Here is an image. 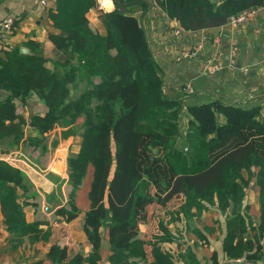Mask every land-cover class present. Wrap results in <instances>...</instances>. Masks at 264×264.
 I'll use <instances>...</instances> for the list:
<instances>
[{
  "label": "trees",
  "instance_id": "obj_1",
  "mask_svg": "<svg viewBox=\"0 0 264 264\" xmlns=\"http://www.w3.org/2000/svg\"><path fill=\"white\" fill-rule=\"evenodd\" d=\"M154 2L184 32L219 28L230 16L264 7V0ZM113 3L111 12L99 16L107 32L102 36L90 28L87 17L97 8V0H56L48 15L60 31L49 35L55 49L53 60L37 51L38 44H28L31 54H23L20 48L0 41V143L43 148L45 136L56 124L71 127L83 118L80 151L68 158V176L73 200L91 172L83 225L91 252L86 256L82 245L74 250L57 242L47 259L52 264H101L100 229L104 227L111 251L109 264H146L140 226L147 220L148 207L161 203L167 211L150 241L154 258L150 264H177L170 252L161 249L162 244L174 241L171 224L182 218L197 220L209 206L227 214L232 205L224 254L231 261L264 264L258 240L264 234L262 105L186 103L191 94L184 89L169 97L147 33L133 13L135 6L147 9L149 0ZM124 4L128 5L121 9ZM17 25L14 21L11 33ZM83 82L87 88L73 98L72 91ZM31 94L46 113L32 117L27 125L16 101L27 104ZM182 118L187 119L184 136L180 134ZM26 126L40 136H28ZM180 137L191 149L189 154L177 149ZM253 179L260 188L262 215L259 235L245 239L250 223L242 207ZM17 187L30 188L24 172L0 160V205L9 242L13 247L48 243L51 230L26 221ZM174 201L178 205L169 206ZM56 213L70 223L79 210L70 201ZM188 256L196 262L191 251Z\"/></svg>",
  "mask_w": 264,
  "mask_h": 264
},
{
  "label": "crops",
  "instance_id": "obj_2",
  "mask_svg": "<svg viewBox=\"0 0 264 264\" xmlns=\"http://www.w3.org/2000/svg\"><path fill=\"white\" fill-rule=\"evenodd\" d=\"M41 1L0 0V23L8 18L18 21L15 32L5 34L1 44L20 48V50L22 48L30 50L28 44L35 43L39 46L38 52L49 60H53L55 49L49 41V35H58L60 31L53 27L48 15L49 10L55 8L56 0H47L46 6H42ZM97 1V8L91 10L87 17L90 28L94 32L106 36V28L99 20V16L102 12H111L115 6L113 0ZM212 1L218 4L222 2V0ZM131 5H136V3ZM133 13L143 25L148 40L149 35L155 36L157 43L162 44L164 56L161 60H157L154 51H152L161 68L164 91L169 97L178 96L187 85H191L193 93L190 98L185 100L186 103L204 104L216 101L225 105L259 104L263 107L262 119L264 120V7L257 9L256 15L244 25L231 27L226 24L219 28L198 32H184L179 23L170 20L154 0H149V7L145 10L140 6H135ZM177 31L180 33L177 34ZM200 45L202 49L196 58L182 56L184 52L195 51ZM233 48L236 49V56H234L236 69L226 68L212 75H204V68L209 58L217 55L227 64L232 60ZM166 51L175 54V58L169 63ZM48 65L53 68L52 63ZM240 68H246L248 71L244 72ZM94 82H98V80H94ZM84 85L85 87H83ZM80 87L86 89L87 85L83 82L78 88L80 89ZM31 100L39 103L34 94L30 95L27 104L16 101L18 114L25 119L27 125L33 116L31 118L24 117L19 106L27 108ZM39 104L42 109L35 116H42L46 113L44 106ZM220 121H224L223 117L220 118ZM69 127L70 125L65 124L48 133L52 140L55 139L48 146L45 144V149L25 146L17 147V149H0V160L24 172L30 185L28 191L16 188L17 200L23 206L26 221L30 224L39 223L40 228L44 231L51 230L48 243L39 242L34 245L25 243L13 247L8 240L9 235L0 205V264H34L41 260H44L45 264H52L46 256L52 245L57 242L74 250L82 245L84 255L90 254L92 247L88 243L83 225L85 213L89 209L88 192L91 185V172L84 184L76 191L75 198L70 199L72 187L69 184L68 158L79 153L82 138L79 133H76L75 137L73 134L68 135ZM25 133L28 136H40L29 126H26ZM73 139L76 149H67ZM54 141L56 143L51 145ZM57 160L63 163L62 173L54 170ZM70 201L78 208L79 215L72 222L66 223L56 212L69 205ZM171 205L176 207L178 201L169 204V206ZM233 208V206L230 207L227 214H223L216 207L209 206L197 220L185 222V219L182 218L181 222L177 221L171 224L169 230L174 236V241L162 244V251L170 252L177 264H215L216 262L218 264H261L245 259L231 261L224 254L223 245L227 233V220L228 215L232 214ZM166 211L161 203L150 205L147 220L140 226V238L145 242L146 264H150L154 260L150 241L158 231L159 221ZM242 214L246 217L248 224L250 223L245 239L258 236L262 212L260 188L254 179L246 190ZM195 230L201 234L198 236ZM100 234L103 257L101 264H109L108 259L111 251L107 230L104 227L101 228ZM68 240L71 241L68 242ZM258 240L262 247V253H264V234L259 235ZM188 251L194 255L195 263L191 262ZM179 257L184 260L180 261Z\"/></svg>",
  "mask_w": 264,
  "mask_h": 264
},
{
  "label": "rangeland",
  "instance_id": "obj_3",
  "mask_svg": "<svg viewBox=\"0 0 264 264\" xmlns=\"http://www.w3.org/2000/svg\"><path fill=\"white\" fill-rule=\"evenodd\" d=\"M149 41H150L151 48L154 51L155 58H157V60H161L162 57L164 56L163 55L164 49L162 48V44L160 42L157 43V40H156L155 36L152 37L151 35H149ZM166 54H167V57H168V63L170 62V60L172 61L173 58H175V54L174 53H168L166 51ZM193 84L195 86V83L194 82H193ZM83 87H85V85ZM80 89L77 88V89H74L72 91V97L73 98L76 97L77 94H79L83 90H85V88H81V87H80ZM19 108H20V111L22 110V115H24V117H26V118H31L32 116L34 117L37 114V112L40 113L41 112V109H42V107L40 106V104L37 103L35 100H31V102L27 105V108H23L21 106H19ZM80 119L81 120L80 121H77L75 125L69 127V129H67L68 135L73 134L74 137H75L80 132V127L82 126V122H83L82 120H83V118H80ZM186 124H187V119L186 118H182V128H181V133L180 134L183 135V136L186 135V131H187L186 130L187 129V125ZM61 126H64V125H63L62 122H59L58 124H56L55 128H59ZM28 131H30V130H28ZM56 135H58V134H56ZM54 139L55 138H53V140ZM53 140H52L51 136H49V134H47L45 136V144L47 146ZM73 142H74V139L72 140V143L68 144V148L67 149H76ZM55 143L56 142L54 141L51 145H54ZM0 149H17V147H15V146L14 147H9V145H7V143H0ZM18 149H21V148H18ZM37 149H45V147H43V148L42 147H39ZM177 149L178 150H182V152L184 154H189L191 152V149L189 148V146L185 145L184 140H183L182 137H180V139H178V141H177ZM70 241L71 240H68V242H70Z\"/></svg>",
  "mask_w": 264,
  "mask_h": 264
},
{
  "label": "built area",
  "instance_id": "obj_4",
  "mask_svg": "<svg viewBox=\"0 0 264 264\" xmlns=\"http://www.w3.org/2000/svg\"><path fill=\"white\" fill-rule=\"evenodd\" d=\"M42 6H46L47 0H42L41 1ZM257 13V10H250L244 13H240L237 15H233L229 17L227 24L230 25L231 27H238L241 25L246 24L249 20H251ZM14 26V19L13 18H8L4 20L3 22L0 23V41L3 39L4 35L7 33H11V30ZM177 34L180 33V31L176 32ZM202 49V46L200 45L195 51H189V52H184L182 56L184 58H196L199 51ZM232 60L229 63H224L220 57L217 55L213 56L212 58H209L207 60L206 66L204 68V75H212L216 72L222 71L226 68L230 69H236L235 62H234V56H236V49L233 48L232 50ZM242 71L247 72L248 69L246 68H240ZM184 92L187 94H192L193 93V88L191 85H187L184 88Z\"/></svg>",
  "mask_w": 264,
  "mask_h": 264
},
{
  "label": "water",
  "instance_id": "obj_5",
  "mask_svg": "<svg viewBox=\"0 0 264 264\" xmlns=\"http://www.w3.org/2000/svg\"><path fill=\"white\" fill-rule=\"evenodd\" d=\"M127 5H128V4H124V5H122L120 8L123 9V8H125ZM20 51H21V53H23V54H31V51L28 50V49H25V48H22ZM62 165H63V163H62L60 160H57L56 163H55V165H54V170L57 171L58 173H62V171H63V170H62ZM232 206H233V205H232ZM232 206H231V208H232Z\"/></svg>",
  "mask_w": 264,
  "mask_h": 264
}]
</instances>
